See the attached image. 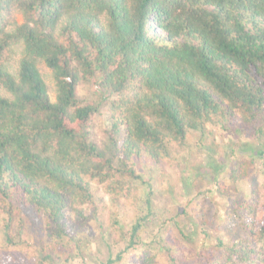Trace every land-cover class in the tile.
I'll return each mask as SVG.
<instances>
[{"label":"trees","instance_id":"16d2710c","mask_svg":"<svg viewBox=\"0 0 264 264\" xmlns=\"http://www.w3.org/2000/svg\"><path fill=\"white\" fill-rule=\"evenodd\" d=\"M90 80L98 99L85 101L78 87ZM0 90L4 234L14 242L13 217L32 207L47 235L43 263L54 264L64 239L78 235L67 213L98 220L106 209L91 181L114 206L140 183L151 192L137 161L168 159L209 125L254 128L264 147V0H0ZM102 102L111 145L101 149L89 133ZM147 206L126 250L153 214ZM244 226L243 238L218 234L201 264H264V218Z\"/></svg>","mask_w":264,"mask_h":264},{"label":"rangeland","instance_id":"374dc122","mask_svg":"<svg viewBox=\"0 0 264 264\" xmlns=\"http://www.w3.org/2000/svg\"><path fill=\"white\" fill-rule=\"evenodd\" d=\"M18 22H22L21 16ZM19 59L20 51L16 49L10 65L16 67ZM41 72L55 101L52 72L45 65ZM78 90L82 100L98 99L92 80L82 82ZM107 110L102 102V113L95 115L89 133L90 140L101 149L111 145ZM263 149L254 128L209 125L203 136L190 131L186 143L174 145L168 159L156 163L143 157L137 161V169L143 182L150 184L151 192L140 183L130 197L120 200V206H114L104 186L91 181L106 209H102L98 220H77L67 213L78 235L64 239L60 246L62 259L54 264H110V259L115 260L112 264H171L168 249L184 264H201L217 243L218 234L243 238L244 222H263ZM235 169L237 178L233 177ZM147 201L153 214L142 221L137 244L126 250L127 232L148 213ZM251 206L255 214H250ZM4 218L0 208V264H51L43 263L41 256L47 236L43 216L32 207L22 208L13 217L15 238L11 243L4 234ZM146 243L151 247L146 248ZM121 253V260H116ZM150 255L155 256L153 261Z\"/></svg>","mask_w":264,"mask_h":264}]
</instances>
